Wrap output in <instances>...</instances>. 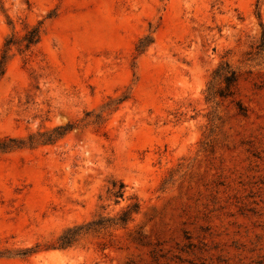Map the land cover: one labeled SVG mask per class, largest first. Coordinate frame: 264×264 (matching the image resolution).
I'll return each mask as SVG.
<instances>
[{
	"label": "rangeland",
	"instance_id": "rangeland-1",
	"mask_svg": "<svg viewBox=\"0 0 264 264\" xmlns=\"http://www.w3.org/2000/svg\"><path fill=\"white\" fill-rule=\"evenodd\" d=\"M2 62L0 264H264V0H0Z\"/></svg>",
	"mask_w": 264,
	"mask_h": 264
},
{
	"label": "trees",
	"instance_id": "trees-1",
	"mask_svg": "<svg viewBox=\"0 0 264 264\" xmlns=\"http://www.w3.org/2000/svg\"><path fill=\"white\" fill-rule=\"evenodd\" d=\"M36 33V32H35ZM27 46H30L38 41V36L37 34L33 35L32 37L27 38ZM4 74V66L3 62L2 65L0 66V75ZM235 81L234 74L232 77H227V82L230 84L231 82Z\"/></svg>",
	"mask_w": 264,
	"mask_h": 264
}]
</instances>
